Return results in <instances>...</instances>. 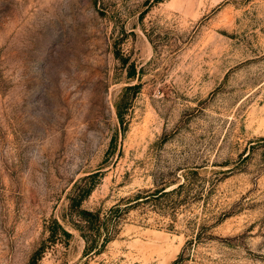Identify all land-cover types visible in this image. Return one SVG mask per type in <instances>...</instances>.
<instances>
[{
    "label": "rangeland",
    "instance_id": "rangeland-1",
    "mask_svg": "<svg viewBox=\"0 0 264 264\" xmlns=\"http://www.w3.org/2000/svg\"><path fill=\"white\" fill-rule=\"evenodd\" d=\"M39 248L264 264V0H0V264Z\"/></svg>",
    "mask_w": 264,
    "mask_h": 264
},
{
    "label": "trees",
    "instance_id": "trees-1",
    "mask_svg": "<svg viewBox=\"0 0 264 264\" xmlns=\"http://www.w3.org/2000/svg\"><path fill=\"white\" fill-rule=\"evenodd\" d=\"M117 114H118V116H119V119L120 120H122V112L120 111V109L118 108L117 109ZM90 190V188L88 187L87 189H86V193L88 192ZM72 197V196H71ZM83 197H84V195L82 194V195H78V196H75L74 198H73V200H75L74 201V203L76 204V205H80V203H81V201H82V199H83ZM118 204H115V205H113L112 207H111V209L110 210H116V209H118ZM79 213H87V214H89V215H93V216H95V217H97L98 219H99V214H98V212L97 211H86L85 209H83V208H79ZM86 217V216H85ZM85 219H87V218H85ZM55 221V224L59 227V229H60V231L63 233V234H65V235H70L71 233L67 230V229H65L59 222H57L56 220H54ZM88 221H91L92 222V219H89ZM93 221H94V219H93ZM104 221V220H103ZM77 226H80L79 224H76ZM101 225H104V226H106L105 225V223H103V222H101ZM100 225V226H101ZM102 227V226H101ZM51 233H53V230H51ZM105 237H104V240H103V242H105L108 238H109V233H111L110 232V230H108V228H106V231H105ZM83 235L85 236V239H87V235L85 234V233H83ZM92 247V245H87L86 247H85V249H89V248H91ZM40 252H41V248H39V249H37L32 255H31V258H30V261H29V264H36V261H37V258H38V255L40 254ZM181 256V254H179V257ZM179 257L178 258H176L175 260H173V262L171 263V264H173V263H176L177 261H178V259H179Z\"/></svg>",
    "mask_w": 264,
    "mask_h": 264
}]
</instances>
